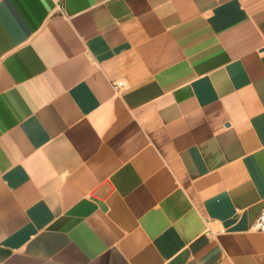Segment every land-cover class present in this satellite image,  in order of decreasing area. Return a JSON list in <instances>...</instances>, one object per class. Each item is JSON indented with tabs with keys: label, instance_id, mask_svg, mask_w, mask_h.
<instances>
[{
	"label": "crops",
	"instance_id": "1",
	"mask_svg": "<svg viewBox=\"0 0 264 264\" xmlns=\"http://www.w3.org/2000/svg\"><path fill=\"white\" fill-rule=\"evenodd\" d=\"M263 211L264 0H0V264H264Z\"/></svg>",
	"mask_w": 264,
	"mask_h": 264
},
{
	"label": "built area",
	"instance_id": "2",
	"mask_svg": "<svg viewBox=\"0 0 264 264\" xmlns=\"http://www.w3.org/2000/svg\"><path fill=\"white\" fill-rule=\"evenodd\" d=\"M124 85V81L123 80H118L114 82V87L116 89H119L120 87H122ZM255 225L259 228V229H264V211L260 213V215L257 217Z\"/></svg>",
	"mask_w": 264,
	"mask_h": 264
}]
</instances>
